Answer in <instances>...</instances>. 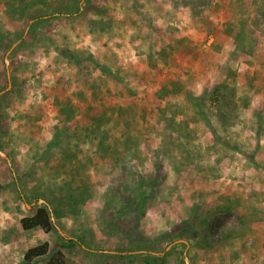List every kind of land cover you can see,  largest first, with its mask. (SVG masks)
Wrapping results in <instances>:
<instances>
[{"label":"rangeland","instance_id":"1","mask_svg":"<svg viewBox=\"0 0 264 264\" xmlns=\"http://www.w3.org/2000/svg\"><path fill=\"white\" fill-rule=\"evenodd\" d=\"M30 3L0 0V264L67 239L77 264H264V0H48L79 14L28 28ZM44 201L53 231H24Z\"/></svg>","mask_w":264,"mask_h":264},{"label":"trees","instance_id":"2","mask_svg":"<svg viewBox=\"0 0 264 264\" xmlns=\"http://www.w3.org/2000/svg\"><path fill=\"white\" fill-rule=\"evenodd\" d=\"M16 0H13V2ZM18 3L20 4H24L25 0H17ZM48 0H31L30 5H24L25 7L23 8V11L26 10L27 8H35V7H39L40 9H42L43 7H49L47 9H49V13H47L44 16H40V17H35L33 20H31V22L28 24V28H32V25H35L37 23H42V22H46L48 21L49 18H51L52 16H72L75 14H79L80 11V6L78 5V10L76 13H72V11H69L67 9V11H63L62 7H53L47 4ZM17 8V7H14ZM66 8V7H65ZM52 9H54V11H52ZM243 34V29H241V31H239V33L237 34V42L240 43V37ZM242 43V42H241ZM239 48H240V44H238ZM208 99L211 101V103L213 104V107L215 108V112H216V116L218 118V120L220 122H222L223 124H231V118L233 117V114L237 108V103L236 101L233 99V92L231 90V88L223 83H219L216 86L213 87V89L210 91V93L208 94ZM192 101L194 102V106L195 108L198 109V102L194 99H192ZM95 119H93V122L95 124V128H97V132H100V127L102 125H104V119L102 116L100 117H94ZM59 140L60 137L58 136V134H55L52 143L49 145V148L55 147L59 145ZM105 142V138L102 137L100 139V143L101 146L104 144ZM10 170L13 172V178L16 181V174L15 171L12 169V167H10ZM17 186V191L19 192V197L20 200L23 202H26V199L23 195V193L21 192V189L18 185V183H16ZM74 196H71L68 198V203L72 202V199H74ZM76 203L78 202H84L82 199H76L73 200ZM36 202L40 203L41 202V198L40 197H36ZM34 207H32L33 209ZM55 213L53 212V209L50 206V203H48V201H44L43 203L39 204V207H37L35 209V212L32 216H26L23 217L20 220V225L21 228L24 231H31V230H41L44 234L48 235L49 233H51L54 229V225L52 222V215H54ZM65 239V238H64ZM66 240V239H65ZM68 240V246H61L57 251L53 252L52 254H49V250H50V246L47 242L39 245V246H35L32 247L30 249H28L23 257V261L21 264H38V261L40 259H44L47 258V261L44 264H77L75 263L73 260L69 259L68 257L65 256V254L63 253L64 249H72L73 246L75 244L78 243L75 242V240L73 239H67ZM184 245V244H183ZM157 259H161V255L156 256ZM106 264H112V263H106ZM146 264H151L149 262H146Z\"/></svg>","mask_w":264,"mask_h":264},{"label":"water","instance_id":"3","mask_svg":"<svg viewBox=\"0 0 264 264\" xmlns=\"http://www.w3.org/2000/svg\"><path fill=\"white\" fill-rule=\"evenodd\" d=\"M6 63V68L8 67V63H7V61L5 62ZM10 89V85H9V87L6 89L7 91ZM4 156V155H3ZM182 242H184V241H182Z\"/></svg>","mask_w":264,"mask_h":264}]
</instances>
